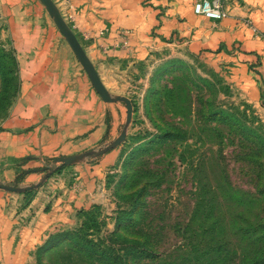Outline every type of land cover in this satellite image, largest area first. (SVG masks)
<instances>
[{"label":"rangeland","instance_id":"1","mask_svg":"<svg viewBox=\"0 0 264 264\" xmlns=\"http://www.w3.org/2000/svg\"><path fill=\"white\" fill-rule=\"evenodd\" d=\"M3 1L0 125L20 85L18 33ZM238 52L156 56L154 85L143 100L132 98L128 124L77 150L83 157L70 165L45 158L35 168L31 188L12 192L24 195L20 208L37 195L42 205L46 227L32 264L264 262L263 71L258 57L241 66Z\"/></svg>","mask_w":264,"mask_h":264},{"label":"crops","instance_id":"2","mask_svg":"<svg viewBox=\"0 0 264 264\" xmlns=\"http://www.w3.org/2000/svg\"><path fill=\"white\" fill-rule=\"evenodd\" d=\"M52 1L112 95L143 100L154 85L156 56L190 52L220 58L236 45L245 69L252 58L260 59L264 80V0H227L218 21L195 14V0ZM2 5L18 33L12 40L20 85L0 125V183L20 191L38 180L35 168L45 158L74 155L114 135L126 107L100 98L38 1ZM39 17L42 27L36 26ZM18 169L35 171L17 181ZM23 197L0 188V264H32L43 244L39 195L20 208Z\"/></svg>","mask_w":264,"mask_h":264},{"label":"water","instance_id":"3","mask_svg":"<svg viewBox=\"0 0 264 264\" xmlns=\"http://www.w3.org/2000/svg\"><path fill=\"white\" fill-rule=\"evenodd\" d=\"M41 3L44 5L45 9L47 10L50 17L53 19L56 27L63 35L65 41L70 46L72 52L74 53L75 57L81 64L83 70L86 72L92 87L96 91V93L100 96V98L104 102H121L124 103L126 107V119L125 123L128 124L131 120L132 115V102L129 98L121 95H112L108 92V90L103 86L102 82L100 81L96 70L94 69L93 65L91 64L90 60L86 56L84 50L82 49L80 43L78 42L75 34L72 32L69 25L64 21L62 18L59 10L55 6L52 0H40ZM125 137V133L121 132L119 137L115 140V143L120 142ZM83 154H75L69 156H57L53 158V161L58 164V166H67L75 161L81 159ZM0 188L10 192H17L19 189L16 186H10L6 184L0 183ZM31 187H28L30 189Z\"/></svg>","mask_w":264,"mask_h":264},{"label":"built area","instance_id":"4","mask_svg":"<svg viewBox=\"0 0 264 264\" xmlns=\"http://www.w3.org/2000/svg\"><path fill=\"white\" fill-rule=\"evenodd\" d=\"M226 1L227 0H195L192 9L197 15L218 21L224 17V3Z\"/></svg>","mask_w":264,"mask_h":264},{"label":"trees","instance_id":"5","mask_svg":"<svg viewBox=\"0 0 264 264\" xmlns=\"http://www.w3.org/2000/svg\"><path fill=\"white\" fill-rule=\"evenodd\" d=\"M21 161H22V162H25L26 159L23 158V159H21ZM33 170H35V169H27V170H23V171H22L21 173H19V175L16 177V180H17V181L21 180V179L23 178L24 175H26V174L29 173V172H32ZM61 236H64V234H63V233H62V234L58 233V234L56 235L55 238H58V237H61ZM218 250H219V247L217 246L216 251H218ZM252 263H253V264H263L264 262H263V260H258V261L254 260L253 262H251V264H252Z\"/></svg>","mask_w":264,"mask_h":264}]
</instances>
